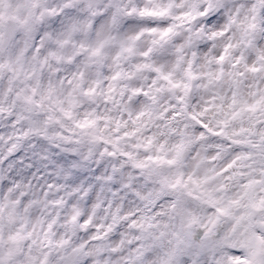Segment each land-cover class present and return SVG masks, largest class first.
I'll list each match as a JSON object with an SVG mask.
<instances>
[{
    "label": "clouds",
    "instance_id": "1",
    "mask_svg": "<svg viewBox=\"0 0 264 264\" xmlns=\"http://www.w3.org/2000/svg\"><path fill=\"white\" fill-rule=\"evenodd\" d=\"M0 264H264V0H0Z\"/></svg>",
    "mask_w": 264,
    "mask_h": 264
}]
</instances>
